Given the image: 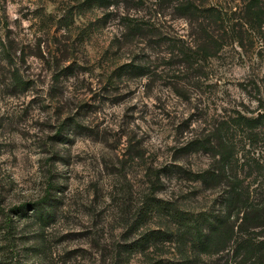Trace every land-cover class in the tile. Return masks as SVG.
Wrapping results in <instances>:
<instances>
[{
  "label": "rangeland",
  "instance_id": "374dc122",
  "mask_svg": "<svg viewBox=\"0 0 264 264\" xmlns=\"http://www.w3.org/2000/svg\"><path fill=\"white\" fill-rule=\"evenodd\" d=\"M197 1L0 0V264L175 259L171 241L133 246L164 228L149 198L214 211L235 182L264 200V0ZM212 167L215 184L191 179ZM228 244L202 262L233 263Z\"/></svg>",
  "mask_w": 264,
  "mask_h": 264
},
{
  "label": "trees",
  "instance_id": "16d2710c",
  "mask_svg": "<svg viewBox=\"0 0 264 264\" xmlns=\"http://www.w3.org/2000/svg\"><path fill=\"white\" fill-rule=\"evenodd\" d=\"M86 1L88 5L100 4L107 6L110 4L109 0ZM176 1L177 9L180 12L194 16L199 15L200 1ZM248 9L250 14L255 15V17L260 15L257 1L252 2ZM205 13L213 19L219 18L216 9H207ZM120 68L121 71H126L122 66ZM260 116L263 117L264 113ZM241 118L248 126H255L259 123L257 117L242 115ZM217 133L214 137H217ZM220 137L218 136V138ZM213 142L215 144H212L210 140H207V142L192 141L189 149L217 146L216 140ZM219 159V168L223 170L226 163L225 157L221 154ZM216 173V169L213 167L205 168L194 172L191 179L199 180L206 185H213L217 180ZM225 187L221 192L219 191L221 196L219 200L220 207L214 211L213 209L193 211L181 208L167 200L160 201L149 198L145 202L143 214L155 213L161 216L160 218L163 217L162 225L164 228L144 230L132 241L133 246L146 248L155 245L157 242L171 241L175 244L178 256L175 259H153L150 264H204L202 255H210L221 251L229 243L232 253L238 252L239 254V258L230 264H264V237H259L264 227V200L260 203L247 202L245 198H241L239 187L236 186L235 182L227 183ZM32 211L36 218L45 221L53 214V204L43 198L33 206ZM257 228L260 230H256ZM214 264L228 263L215 262Z\"/></svg>",
  "mask_w": 264,
  "mask_h": 264
}]
</instances>
